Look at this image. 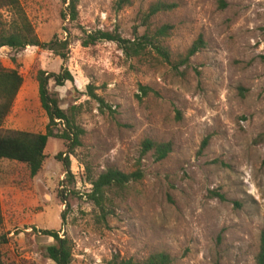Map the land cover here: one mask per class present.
<instances>
[{
    "label": "rangeland",
    "instance_id": "1",
    "mask_svg": "<svg viewBox=\"0 0 264 264\" xmlns=\"http://www.w3.org/2000/svg\"><path fill=\"white\" fill-rule=\"evenodd\" d=\"M18 1L38 40L68 38L69 55L63 62L38 47L0 49V64L23 79L1 129L44 133L35 76L63 68L73 82L50 81L48 90L83 134L69 156L72 180L55 159L66 153L63 140L48 139L34 178L24 165L0 160L3 261L54 264L46 254L53 239L41 234L48 230L71 242L72 264L161 252L172 264H254L264 232V0H131L121 9L117 0H77L73 23L61 19V0ZM158 2L172 8L144 20ZM0 13L8 23L9 10ZM163 26L170 29L160 42L172 63L202 39L187 66L175 69L150 48L129 60L112 42L80 46L83 32L133 40ZM145 139L170 142L172 152L161 162L141 157ZM86 166L93 178L139 168L142 179L115 195L103 216L87 198Z\"/></svg>",
    "mask_w": 264,
    "mask_h": 264
},
{
    "label": "trees",
    "instance_id": "2",
    "mask_svg": "<svg viewBox=\"0 0 264 264\" xmlns=\"http://www.w3.org/2000/svg\"><path fill=\"white\" fill-rule=\"evenodd\" d=\"M65 6L60 16L63 21L73 23L78 18L77 0H61ZM131 0H117V7L130 5ZM172 5L158 2L152 5L149 12L143 17L148 20L151 16L159 12L167 11ZM8 9L11 18L8 23L2 19L0 13V49L9 48L15 51H21L27 47H38L42 50L52 52L63 62L68 60L70 41L68 38H54L49 42L41 43L34 31V28L26 17L18 0H0V11ZM170 27L163 26L157 29L154 34L145 33L142 36L135 37L133 40L124 39L117 31L105 32L97 30L92 33L83 32L80 38V46L87 48L94 46L99 42L115 43L127 59L144 57L147 49L153 50L160 58L169 63L175 69L178 66H187L190 58L203 48V41L199 38L186 51L185 55L177 62L172 63L171 56L166 47L161 45L160 40L168 35ZM66 31V28H63ZM38 87V98L41 109L45 112L48 123L44 133H29L24 131H2L1 127L8 116L14 100L23 84L21 75L15 69L4 68L0 64V160L13 161L24 165L31 178H34L42 169L46 160L45 148L48 139L63 140L67 143L66 153H59L55 156L57 161L62 162L66 176L72 180L70 173L69 156L74 150L80 147V137L83 134L75 123V117L72 113L62 110L55 93L48 90V84L53 82L55 87H63L65 83L73 82V77L67 69L61 68L59 73H47L39 70L35 76ZM92 98L96 99L100 106L104 103L97 97L90 86L87 87ZM143 95H147L149 89L140 87ZM60 128L57 129V127ZM207 138L203 141L202 146H206ZM172 152L170 142H157L151 139H145L141 143L140 156L143 157L148 153L152 154L155 162H161ZM63 155H65L63 157ZM87 182L91 186L87 198L92 205L98 209L101 215L110 214L114 208V196L123 194L131 182H138L142 179V173L137 168L132 173H124L116 168H108L93 178L90 174L89 167L86 166ZM221 201L224 196L214 193ZM62 197V196H61ZM63 219V215H61ZM2 226V215L0 211V228ZM41 234L53 239V244L46 247L47 258L54 264H72V244L66 238H60L57 231H41ZM6 243V239L0 236V246ZM173 259L166 253H154L141 261L133 259L114 258L108 264H172ZM0 264L5 263L0 252ZM254 264H264V232L259 236L258 251L254 257Z\"/></svg>",
    "mask_w": 264,
    "mask_h": 264
}]
</instances>
